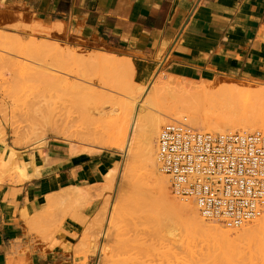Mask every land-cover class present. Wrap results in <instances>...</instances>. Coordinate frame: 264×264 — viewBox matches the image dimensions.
<instances>
[{
    "label": "rangeland",
    "instance_id": "1",
    "mask_svg": "<svg viewBox=\"0 0 264 264\" xmlns=\"http://www.w3.org/2000/svg\"><path fill=\"white\" fill-rule=\"evenodd\" d=\"M62 30L61 26L48 28L0 21V177L6 173L9 183L17 182V176L26 175L20 157L22 150L29 146L41 148L48 143L60 145L68 154H96L97 160L106 161L98 178L90 175L88 180L68 182L63 188L46 193V202L32 221L36 246L43 252L48 249L71 254L70 264H264V232H260L255 241L244 238L238 242L239 239H235L224 245L191 230L172 213L169 216L165 213L142 156L136 153L129 157L125 152L129 127L124 139H117L121 147H103L97 142L105 138L101 137V131L115 130L118 127L116 120L124 117L128 122L137 111L160 117L158 133L165 122L183 118L198 130L226 132L235 127L223 130L194 122L187 109L182 108L185 95L174 83L178 76L163 79V73L156 68L146 81H139L133 73L130 82H126L122 69L109 71L106 67H96L87 58L94 51L118 56L106 52L103 46L64 37ZM49 44L58 49L61 47L59 50L63 53L75 49L81 62L77 65L72 59V63H68L71 70L67 63H62L65 60L62 54L58 55L60 61L56 59ZM60 64L70 69L67 72H72L67 75L71 85L60 104L61 119L56 124L53 116L56 91L48 71L50 68L62 69ZM61 71L66 72V68ZM184 79L201 86L210 82L264 86V83L229 77ZM215 93L208 104L209 112L222 113L221 108L234 103L232 99L230 102V97L234 99L232 95ZM236 97L234 104H242L240 108H254L253 115L249 116H253L251 120L256 127L251 130L264 132V90L260 93L244 91ZM175 110L180 112L179 115H173ZM246 120L250 121V118ZM153 134L151 142L155 145L158 134ZM137 137L131 144L135 150H139V146L136 149L137 143L139 145ZM107 166H115L117 170L110 184L104 178ZM157 170L161 175L165 174L160 166ZM168 188L170 196L184 201L172 192L170 184ZM68 189L74 191L72 196L67 193ZM57 194L59 198L55 197ZM222 228L233 233L237 227Z\"/></svg>",
    "mask_w": 264,
    "mask_h": 264
},
{
    "label": "crops",
    "instance_id": "2",
    "mask_svg": "<svg viewBox=\"0 0 264 264\" xmlns=\"http://www.w3.org/2000/svg\"><path fill=\"white\" fill-rule=\"evenodd\" d=\"M0 21L61 26L64 37L129 58L141 82L157 68L163 79L264 83V0H0ZM22 151L26 175L0 177V264H70L71 254L36 246L33 217L46 193L98 178L106 161L50 143Z\"/></svg>",
    "mask_w": 264,
    "mask_h": 264
},
{
    "label": "bare ground",
    "instance_id": "3",
    "mask_svg": "<svg viewBox=\"0 0 264 264\" xmlns=\"http://www.w3.org/2000/svg\"><path fill=\"white\" fill-rule=\"evenodd\" d=\"M32 42H33V40H32ZM28 43H31V42L28 41ZM38 46H41V44ZM49 46H50L51 53L56 56V59L59 58L58 61H60V57H58V55L60 56V54H62V56L65 58L66 61L70 60V62H65V60H64V62H62V63H64V65L67 63L66 64L67 67H69L68 63H72V59L76 61L77 65H79L78 63L81 62L80 60L78 61V59H80V58H78V56H80V54L78 55V53H76L75 49H71V50L66 49L67 51L64 50V53H63L62 51L59 50L61 47L58 49V47L56 45H53V44L52 45L49 44ZM43 49L45 51V47ZM50 50H49V52H50ZM47 51H48V49H47ZM75 58H77V59H75ZM87 58H88V61H90V63L96 67H98V66L106 67L105 69H108L109 71H110V69L114 70V71L122 69L124 72L123 75H124L125 79L127 80L126 82H130V78L134 73L135 65L130 61V59H127V58H118V57L111 56V55H108L106 53H101L98 51L96 53L94 51V53ZM63 59H61V60H63ZM53 61L54 60L52 59L51 62H53ZM62 65L60 64L59 66H61V68L63 67L64 69L66 68V72H64L65 70L61 71V70H63V68L59 69V67L50 68L49 71L47 70L48 73L51 74L50 75L47 73L48 75H50L52 77L50 82L54 85V86L52 85L53 88H55L53 90L56 91L54 93H56V95H57V96L56 95L53 96V97H55V100H53V116H54V121L56 124L61 119V113H60L61 106H60V104L62 103V99L65 98V96L68 92L69 86L71 85V82L69 81V77L67 76L68 74H70L72 72V71L67 72V71H70L69 68H71V67L67 68L64 65L63 66ZM77 65H76V67H77ZM52 67H54V66H52ZM76 67H75V69H76ZM102 69H104V68H102ZM71 70H72V68H71ZM114 71H111V73H113ZM50 76H49V78H50ZM176 78H178V77H176ZM168 81H171V80H168ZM172 81H174V80H172ZM175 81H174L175 86H177L179 89H182V92L184 93L183 95H185L184 96L185 99L183 97L184 100L182 102V105H183L182 108H184L183 110L185 111L187 109L186 112L187 113L189 112L190 116L193 118V121L196 122L198 125H201L204 127L214 126L215 128L223 129V130H225V129L230 130L231 128L234 129V127L236 130L237 127H239L238 129L240 131H243L244 129L251 130L252 128L256 127V124H254V122H252V120H251L253 116L250 117L254 113V108L253 107H251V109L240 108V107H242V104H240V105L234 104L235 101L237 100V97L235 98V96L237 94H240L241 92H244V91H251L252 93H260L264 90V86H259V85L258 86H246L243 84L227 83V82L226 83L219 82V83H215V84L210 82L208 85H202L201 86V85H197V84L192 83L190 80H185L184 77H179L178 80H175ZM165 83L173 84V83H169L167 81ZM215 92H217L218 94H219V92H220V94H223V93H226L228 95L230 94L229 96L232 95V97H234V99L230 97V102L233 100L232 102H234V103H230V104L228 103L226 108H225V106L223 107V108H225L224 110H223V108H221V110H220V111H224V112H222V113L217 112L218 114H216V113L214 114V113L209 112L207 110L209 108L208 104H209V102L212 101L211 99L213 98L212 94ZM215 95H217V94L215 93ZM215 95H214V97H216ZM233 95H235V96H233ZM218 96H220V95H218ZM222 96H224V95H222ZM222 96H220V97L222 98ZM220 97H219V99H221ZM216 98H218V97H216ZM225 99L229 102V100L227 98H225ZM222 101H223V99H222ZM219 102H221V101H219ZM220 104H221V106H223L222 103H220ZM125 106H126V110H128V105H125ZM189 109H190V111H188ZM179 113H180L179 111L175 110L173 112V115L177 116V115H179ZM246 116L247 117L249 116L248 118H250V121L246 120V119H248V118H246ZM116 123H117L118 127L115 130L108 131V132L107 131H101V133H100L101 137L105 136V138H103V140H99V138H101V137H99V135H98L99 141H97V142H99L100 146H103V147H112V148L113 147L115 148L116 146L121 147V145H119L117 143V141H118L117 139L119 137L124 139L126 132H127V129L129 127V133H128V137L126 140L125 152H126V154H128L129 157L135 155L136 153H138V155L140 154L142 156L141 158H143L144 166H145V167L144 166L143 167L146 169L150 179L152 180L153 184L155 185L157 192L160 196L161 203L164 206L165 213L168 216L172 213L173 215L177 216L179 219L183 220L182 222L184 224H186V226H188L191 230H193L195 232H200V233L204 234L205 237L206 236L208 238L211 237V238L215 239L216 241L219 240V242L223 243L224 245L227 242L229 244L230 241H231V243H233V241L235 242V239L236 240L239 239L238 242L241 241L240 239L244 240V238L254 240V239H257L256 237L260 232L261 233L264 232V213L261 216H258V217L254 218L248 222L241 223L237 226H230V225L224 224L221 220H219L217 218H211V217L203 215L200 212L197 204L194 202L193 199L182 198V197L178 196V197H180V199L182 198L184 200V201H181V200L179 201V199L176 200V198H174V196L173 197L170 196V194L168 192V189H169L168 188V184H169L168 178L165 174L161 175L160 172H158V170H157V168H159V166H160L161 171H163L161 163H160L159 158H158V144H157V142H155L156 144L153 145L152 144L153 142H151V140H152L151 138H153V137H151V135L153 133L159 135L158 128H159V125L161 123L160 117L150 116V115L148 116V115L144 114L143 112L139 113V111H137V113H135V115L131 116V118L128 122L124 117H121L118 120H116ZM159 132H160V130H159ZM95 136L97 137V135H95ZM136 137L139 138V140H138L139 145L137 143V147H136V149H137L139 146V148H138L139 150H135L133 147L134 145L133 146L131 145V144H134L133 139H136ZM140 137L142 140H140ZM140 142H142L141 146H140ZM115 166H107V170L104 174V178L106 180V183L108 181L107 184H110L109 182H111V180H113V177L117 172ZM105 180H103V181L105 182ZM103 186H104V184H103ZM73 189H75V188L73 187ZM76 189L79 191L80 188L78 187ZM69 190L70 189H68L66 191H67V193H69L72 196L74 191L73 190L69 191ZM66 191H65V194H66ZM61 193H63V192H61ZM61 193L59 195H62ZM69 194H67V195H69ZM59 195L57 194V195H55V197L59 198L60 197ZM70 195H69V197H70ZM63 196H64V193H63ZM64 197H67V196H64ZM64 197H62V198H64ZM103 210H105V209H103ZM263 212H264V210H263ZM175 216H174V218H175ZM222 225L225 227H231V228L237 227V228H235L233 233H229V231H225V228L223 230ZM99 229H100V227H99ZM166 230L169 231V229H166ZM173 239L175 241V238H173ZM176 240H178V239L176 238ZM207 240H209V239H207ZM215 240H214V242H215ZM245 240L247 241V239H245ZM224 247H227V246H224ZM99 250H100V248H99ZM102 250H103V247H102ZM238 252L239 251H237V253ZM223 254H225V253H223ZM194 264H195V262H194Z\"/></svg>",
    "mask_w": 264,
    "mask_h": 264
},
{
    "label": "built area",
    "instance_id": "4",
    "mask_svg": "<svg viewBox=\"0 0 264 264\" xmlns=\"http://www.w3.org/2000/svg\"><path fill=\"white\" fill-rule=\"evenodd\" d=\"M157 144L172 192L203 215L237 226L262 214L263 131H204L183 118L165 122Z\"/></svg>",
    "mask_w": 264,
    "mask_h": 264
}]
</instances>
